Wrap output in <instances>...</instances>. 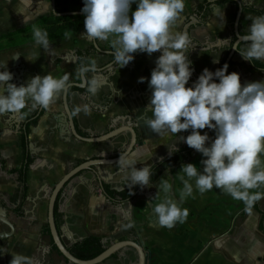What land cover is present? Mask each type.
<instances>
[{
  "label": "crops",
  "instance_id": "obj_1",
  "mask_svg": "<svg viewBox=\"0 0 264 264\" xmlns=\"http://www.w3.org/2000/svg\"><path fill=\"white\" fill-rule=\"evenodd\" d=\"M58 1L62 6L78 11L84 7V0ZM241 1L244 6L239 24L242 35L248 33L252 19L258 16L248 9L253 7L264 12V0ZM131 10H136L135 3ZM237 10L238 4L234 0H227L223 5L218 0H185V9L173 31L187 32L192 41L186 54L193 74L186 87H192L205 68L213 73L222 69L237 38L234 28L228 24ZM52 14L51 0H0V36L29 28ZM63 23L60 21L57 25L62 29ZM58 28L54 33L46 31L50 42L47 52L37 46L33 38L25 37L24 41L13 43L7 40L14 35L1 39L0 71L4 70V62L13 77L18 70L23 71L21 86H26L37 75L52 74L54 78H60L64 73L70 74V83H81L75 74L80 66L78 50L94 46V40L82 36L84 25L69 33ZM30 32L25 30L17 34ZM112 39L114 37L96 42L100 48L114 51ZM246 47L241 42L231 59L241 85L264 82V70L257 69L240 55ZM34 54H39V58L35 61L27 59ZM133 54L134 59L127 66L120 68L115 63L112 69L110 63L114 57L96 49L89 60H94L96 68L103 71L87 75L97 78V94L92 96L86 87L73 85L69 88V102L76 127L82 135L100 136L115 127L134 126L142 145L130 155L137 159L138 170L144 166L152 169L176 151V147L179 150L187 145L179 137H187L191 130L159 136L146 127V120L152 116L146 110L152 95L148 86L151 74L146 70L156 67L161 53L149 56L137 51ZM214 60L219 62L214 63ZM141 77L145 78L144 83H138ZM214 82L218 83V80ZM62 94L44 109L38 123L31 127L28 151L32 163L27 172L25 199L23 184L11 170L21 167L24 161L22 125L33 111L30 110L31 101L20 113H6L3 119L0 115V219L4 213L13 226L10 236H0V264H10L12 253L33 258L38 264H75L55 247L51 232L47 230L51 190L68 171L87 159L118 156L131 137L126 132L111 141L86 142L70 135L59 122V116L64 112ZM85 104L89 106L90 114L85 115L83 111L74 114L77 106ZM204 134L209 136L206 146H210L216 134L209 129ZM203 159L205 157L194 150L189 161L165 169L156 180L150 181L149 187L134 186L137 188L134 197L127 199L120 194L130 188V180L119 170L118 163L94 166L79 173L61 191L55 206L56 225L64 244L72 249L88 237H99L108 247L119 240H134L136 235L146 251V264H264V229L261 225L264 199L246 211L242 201L222 190L213 188L204 194L194 190L193 196L180 205L189 210L186 222L177 223L171 229L159 225L152 208L164 198L158 187L161 178L169 180L172 184L169 196L179 202L183 184L177 173L182 164H194L202 172ZM250 191L264 193V186ZM5 232H12V229L0 220V233ZM137 263V251L125 247L99 264Z\"/></svg>",
  "mask_w": 264,
  "mask_h": 264
},
{
  "label": "clouds",
  "instance_id": "obj_2",
  "mask_svg": "<svg viewBox=\"0 0 264 264\" xmlns=\"http://www.w3.org/2000/svg\"><path fill=\"white\" fill-rule=\"evenodd\" d=\"M133 3L136 4L135 11L131 10ZM184 9L185 0H84L81 10L85 29L82 36L100 41L114 37L111 47L120 68L133 61L131 54L137 51L149 56L161 53L148 82L152 95L146 110L152 116L146 120V127L159 136L191 130L190 135L179 137V140L205 157L201 160L202 172L194 164H182L177 173L183 184L179 202L169 196L172 184L161 178L158 187L164 198L154 204L152 210L159 225L168 229L186 222L189 210L180 205L193 196L194 190L200 194L213 188L222 190L242 201L246 211L264 199V193L250 191L264 186V82L242 86L239 74H227L229 66L224 64L215 73L205 68L195 84L186 87L193 74L186 54L192 41L187 32L173 31ZM33 39L45 52L49 50L46 31L34 27ZM240 42L247 45L239 52L244 60H264V15L252 19L248 33L242 34L237 44ZM38 58L39 54H34L27 59L35 61ZM3 68L0 71V115L20 113L29 101L30 110L48 109L72 86L70 74L64 73L60 78H54L52 74L37 75L26 86L17 87L9 83L13 75L7 70L6 62ZM90 72H96L94 60L81 64L75 74L82 81L80 86L86 87L94 96L99 85L96 77H88ZM144 82V77L139 78L138 83ZM81 111L90 114L86 104L77 106L74 114ZM204 129L216 134L210 146H206L209 136L201 134ZM137 163L134 156L120 154L118 168L126 173L130 188L149 187L152 169L144 166L138 170ZM12 257L10 264H38L33 258L19 253H12Z\"/></svg>",
  "mask_w": 264,
  "mask_h": 264
},
{
  "label": "water",
  "instance_id": "obj_3",
  "mask_svg": "<svg viewBox=\"0 0 264 264\" xmlns=\"http://www.w3.org/2000/svg\"><path fill=\"white\" fill-rule=\"evenodd\" d=\"M209 1H214V0H209ZM238 4V10H237V15L234 23V33L236 35V40L234 41L231 50L229 54L227 55L224 64H227L230 62L234 54L239 50V44H237V40L241 36L240 34V29H239V24H240V19L241 15L243 12V2L241 0H234ZM51 7H52V12L55 15H75V14H83L82 11H72V12H64V13H58L56 11V0H51ZM94 45L96 49L99 52H103L106 54H113L114 51L111 50H102L94 40ZM233 46H236V49L233 48ZM134 57V54H131ZM115 59L113 62L110 63V67L112 69L115 66ZM223 64V66H224ZM223 68V67H222ZM101 70L100 68H96V71ZM113 71V70H112ZM18 74L15 73V76L11 80V84H15L17 87L21 86V80H22V75L23 71L18 70ZM219 82V81H218ZM82 83V82H81ZM81 83H71L73 86H78L81 87ZM63 96V105H64V112L60 114L59 116V122L66 128V132H68L70 135L74 136L75 138L86 141V142H107L111 141L114 138L120 136L123 133L129 132L131 137L129 139V142L124 146L121 147L120 151H122L120 154L122 155H130L138 145H142L141 141L138 139V134L132 125H123L119 127H115L109 132L102 134L100 136H94V135H82L78 132V129L75 124V120L73 117L72 110L70 108V102H69V88L66 92L62 94ZM17 114V113H16ZM5 114H2V119ZM12 115V113H11ZM31 147V145H30ZM120 154L115 157H106V155H101L100 157L94 158V159H87L85 162H82L81 164L77 165L70 171H68L54 186V188L51 190L50 197H49V206H48V223L50 227V232L51 236L53 238V241L55 245L57 246L58 250L61 252V254L70 262L75 263V264H99L103 261H105L107 258H109L111 255L116 253L117 251L125 248V247H132L134 248L137 253H138V263L137 264H146V259H147V254L144 249V247L136 242L133 239H124V240H119L117 242H114L110 246L106 247V249L97 255L94 258L91 259H80L76 257L69 249L68 247L64 244L62 237L58 231L57 225H56V216H55V206L57 199L61 193V191L64 189V187L71 181L73 177L78 175L79 173L83 172L84 170L87 169H92L94 166H99V165H104V164H116L119 161ZM98 180H100L98 178ZM102 184V181H101ZM3 216L1 217V221L5 222L10 226L12 229V232H5V233H0V236H10L13 233V226L12 224L6 219L4 216V213H1Z\"/></svg>",
  "mask_w": 264,
  "mask_h": 264
},
{
  "label": "trees",
  "instance_id": "obj_4",
  "mask_svg": "<svg viewBox=\"0 0 264 264\" xmlns=\"http://www.w3.org/2000/svg\"><path fill=\"white\" fill-rule=\"evenodd\" d=\"M226 1L227 0H218V3L223 5ZM248 10H251L252 12L256 13L258 16L264 15V12L260 11L257 8L252 7ZM56 11L58 13H64V12H72V11H78V10L72 9L69 7H64V6H62V3L60 1L56 0ZM236 15H237V12H235V14L232 15L228 21L229 26H231L233 28H234ZM83 20H84V13L83 14H75V15L67 14V15H60V16H56L55 14H52V16L41 19L37 24H34L33 26H30L29 28H26L24 30H19V31L10 33V34L2 35V36H0V40L3 38L9 37L11 35H15L17 33H21L22 31H25V30L26 31L27 30L33 31L34 27H39L42 25L43 26L46 25V27L40 28L42 31H49V33H54L56 31H58L56 29L59 27L58 28L59 31L65 30L64 31L65 33H69L70 31L76 30L81 25H83ZM60 21H64L63 24L65 26L63 25L64 27L62 29L60 26L57 25V23ZM64 28H66V29H64ZM29 38H33V37H29ZM2 45H0V48ZM102 49L107 50L105 48H102ZM95 51H96L95 45L92 47H89L87 49H83V50L79 49L78 50V55H79L78 64L81 65V64L88 63L90 55L93 54ZM111 56L114 57V54H111ZM251 62L254 65V67H256L257 69L264 70V63L261 60L253 59ZM228 66L229 67H228V73L227 74H231L232 72H235L234 62L232 60L228 63ZM153 69L154 68H148L146 70V72L151 74ZM43 113H44V109L38 107L37 109L33 110L31 115L28 116L24 120V123L22 125L23 130H22V136H21L24 161H23V164L21 167L13 168L11 170V172L16 174L18 180L23 184V199H25L27 196V191H28L27 172H28V169L32 163V159L30 158L29 151H28L29 134L31 131V127L38 123V120ZM205 130L206 129L201 130L202 135L204 134ZM210 131H211V133H215L213 130H210ZM193 151H194V149L189 148L188 145L181 147L178 151H174L163 162L157 164L154 168H152L150 181L156 180L162 174V172L165 169L172 167V166H175L179 163H184V162L189 161L192 158ZM136 190H137L136 187H132V188H129V189L123 191L120 195L124 199L133 198L135 193H136ZM21 207L22 206H20V208H18V210H17L18 213L21 212ZM261 225H262V229H264V217L262 219ZM130 228L132 230L134 229L132 224H130ZM47 230L50 231L49 226H47ZM134 240L136 242L140 243V240L136 235H134ZM55 247L57 248L56 245H55ZM105 249H106V246L99 237H88V238L78 242L77 244H75V246L69 250L76 257H78L80 259H91V258H94L97 255H99L100 253H102Z\"/></svg>",
  "mask_w": 264,
  "mask_h": 264
},
{
  "label": "rangeland",
  "instance_id": "obj_5",
  "mask_svg": "<svg viewBox=\"0 0 264 264\" xmlns=\"http://www.w3.org/2000/svg\"><path fill=\"white\" fill-rule=\"evenodd\" d=\"M41 24V23H40ZM42 27H46V25H42V26H39L38 28H42ZM26 38H29V37H33V31L30 32V33H27L26 35L23 34V35H14L12 36V38H10V40L8 39L7 42H10V43H13V42H18V41H23L24 39ZM3 42H0V45H2Z\"/></svg>",
  "mask_w": 264,
  "mask_h": 264
}]
</instances>
